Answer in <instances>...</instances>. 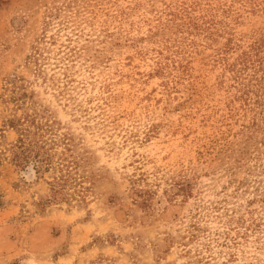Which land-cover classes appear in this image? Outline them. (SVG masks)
Wrapping results in <instances>:
<instances>
[{
  "label": "rangeland",
  "instance_id": "1",
  "mask_svg": "<svg viewBox=\"0 0 264 264\" xmlns=\"http://www.w3.org/2000/svg\"><path fill=\"white\" fill-rule=\"evenodd\" d=\"M0 264H264V0H0Z\"/></svg>",
  "mask_w": 264,
  "mask_h": 264
},
{
  "label": "trees",
  "instance_id": "2",
  "mask_svg": "<svg viewBox=\"0 0 264 264\" xmlns=\"http://www.w3.org/2000/svg\"><path fill=\"white\" fill-rule=\"evenodd\" d=\"M38 129V127H37ZM20 137L16 145V151L14 153V161L18 166H26L31 161L37 163V171L49 168L53 164V155L51 149L47 147V142L41 138L36 137V133L30 134V129L22 128L19 130ZM64 177H57L53 180V194L57 198V194L61 191L56 185L63 183Z\"/></svg>",
  "mask_w": 264,
  "mask_h": 264
}]
</instances>
